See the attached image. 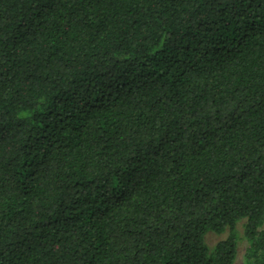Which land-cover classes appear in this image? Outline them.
I'll return each mask as SVG.
<instances>
[{"label":"trees","instance_id":"obj_1","mask_svg":"<svg viewBox=\"0 0 264 264\" xmlns=\"http://www.w3.org/2000/svg\"><path fill=\"white\" fill-rule=\"evenodd\" d=\"M245 218L264 264V0H0V264H234Z\"/></svg>","mask_w":264,"mask_h":264},{"label":"rangeland","instance_id":"obj_2","mask_svg":"<svg viewBox=\"0 0 264 264\" xmlns=\"http://www.w3.org/2000/svg\"><path fill=\"white\" fill-rule=\"evenodd\" d=\"M246 225L247 219L240 220L235 226V233L237 236V256L234 264H244L245 252L248 248V242L246 239ZM260 230H264V221L260 227ZM229 230H225L222 233H216L213 231L208 232L204 236V246L208 251H211L217 243L225 240L229 236Z\"/></svg>","mask_w":264,"mask_h":264}]
</instances>
